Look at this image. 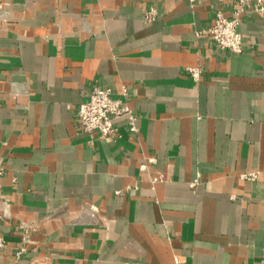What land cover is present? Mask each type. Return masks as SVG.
<instances>
[{
  "label": "crops",
  "instance_id": "crops-1",
  "mask_svg": "<svg viewBox=\"0 0 264 264\" xmlns=\"http://www.w3.org/2000/svg\"><path fill=\"white\" fill-rule=\"evenodd\" d=\"M0 7V264H264V13L242 16L234 54L209 29L237 0ZM95 87L127 101L135 131L81 130Z\"/></svg>",
  "mask_w": 264,
  "mask_h": 264
},
{
  "label": "built area",
  "instance_id": "built-area-1",
  "mask_svg": "<svg viewBox=\"0 0 264 264\" xmlns=\"http://www.w3.org/2000/svg\"><path fill=\"white\" fill-rule=\"evenodd\" d=\"M199 0H188L192 5ZM239 8L234 12L233 17H227L223 12L218 11L215 15V22L210 27L211 34L215 46L220 51H227L234 54H240L244 51V39L239 31V26L242 23V16L250 9H255L258 13H264V0H237ZM156 10L153 8L145 15L146 21L155 19ZM11 19L10 14L0 7V22H6ZM189 74L199 80L201 71L197 68H188ZM122 117H128L130 129L136 130L135 121L136 115L129 106L126 100L113 97L112 90L95 87L87 102L81 103L77 108V118L81 130L91 137L99 134L101 139L115 140L117 138L118 127L116 121ZM6 173V162L0 156V218L5 222H9L12 215L9 208V203L3 193V177ZM245 178L256 180L257 172H252L244 175ZM94 208H88V212L93 213ZM21 228L26 239L32 231L35 230L32 224L22 223ZM6 238L0 235V249L6 246ZM26 249L22 248L18 252V256H22Z\"/></svg>",
  "mask_w": 264,
  "mask_h": 264
}]
</instances>
